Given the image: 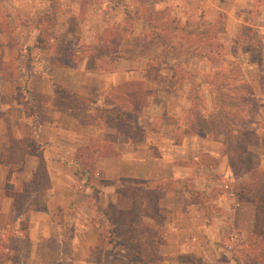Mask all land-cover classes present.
I'll return each mask as SVG.
<instances>
[{
    "label": "rangeland",
    "instance_id": "rangeland-1",
    "mask_svg": "<svg viewBox=\"0 0 264 264\" xmlns=\"http://www.w3.org/2000/svg\"><path fill=\"white\" fill-rule=\"evenodd\" d=\"M48 1L50 12L41 8L34 12L0 0V166L19 164L34 151L30 139L20 141L10 135L14 125L11 118H17L19 112L34 115L27 91L32 62L42 58L50 63L53 54L60 65L76 66L81 56L91 54L99 58V66L106 70L112 66L111 61H119L122 50L131 57L130 67L136 72L123 84L144 86L141 72L150 69L147 83L158 84L157 88H162L158 95L167 96L170 106L167 110L156 105L152 117L165 121L166 133L177 126L170 141L155 137L154 154L161 157L159 151L164 152L168 159L170 144L194 146V151L185 155L186 160L178 163L195 169L193 175L178 183L121 184L118 191L128 209L112 212L108 224L100 223L101 238L119 241L125 256L140 264H155L161 258L159 246L164 243L168 227L173 232L172 227L187 231L199 225L208 230L209 244L201 249L202 256L195 264H259L264 252V20L259 18V11H251L252 18L247 20L244 15L248 12L240 10L235 13L242 17L238 21L230 16V0H186L179 10L175 6L182 0H109L111 4L107 3L105 11L100 12L87 5L94 1L98 8L102 0H76L78 17L72 14L68 19L74 36L84 35L88 40L90 35L100 33L102 37L100 42L85 41L78 46L56 41V35L62 39L67 31L61 25L55 27L57 16L61 20L65 13L58 0ZM120 2L122 22L110 25L108 21L109 25L98 28V22L120 14L112 5ZM197 4L199 7L195 8ZM160 26L168 31L158 29ZM134 32L139 34L137 40L123 42ZM35 49L43 51V57H32ZM155 93L147 94L149 97ZM127 98L122 97L116 114L100 113L103 125L133 138L159 133L156 124L141 123L134 131L126 125L118 111L130 110ZM63 103L79 107L74 100ZM146 107L145 102L140 111ZM97 142L94 140L77 156L89 169L87 183L91 188L100 180L94 167ZM81 173L87 178L84 171ZM3 175L5 172L0 169V178ZM78 178L81 179L79 174ZM173 190L188 194L183 208L189 207L192 213L170 221L162 213L169 203L162 199ZM29 193L26 195L30 199ZM8 194L15 198L16 205L22 203L17 199L22 198V190ZM30 201L33 207H39ZM182 201L177 206H182ZM90 206H95L93 201ZM20 225H26V217ZM98 253L94 251L92 256L98 258Z\"/></svg>",
    "mask_w": 264,
    "mask_h": 264
},
{
    "label": "crops",
    "instance_id": "crops-1",
    "mask_svg": "<svg viewBox=\"0 0 264 264\" xmlns=\"http://www.w3.org/2000/svg\"><path fill=\"white\" fill-rule=\"evenodd\" d=\"M7 1L10 5L20 4L34 12L40 8L42 11L51 10V1L48 0ZM77 1L58 0L65 15L61 20L57 16L55 27L61 25L67 31L62 39L56 35V41L78 46L85 41H102L100 33L90 35L88 40H85L86 36L78 34L77 36H82L76 38L75 32L70 30L69 17L72 14L78 17ZM91 2L87 6L95 12L105 11L107 3L111 4L109 0H102L103 3L98 4L97 8L94 1ZM182 4L186 5V0H182L175 9L179 10ZM112 5L116 13L119 11L120 14L105 22H98V28L109 25L108 21L110 25L122 22L123 3ZM194 7L199 6L197 4ZM188 8L193 9L192 5ZM254 9L259 11V18L264 20V0H230V16L238 21L242 17L235 14L236 12H248L244 16L250 20V12ZM87 25L92 27V24ZM138 38L139 34L134 32L125 37L123 42ZM119 54L120 57L118 53L113 54L120 59L111 61L112 66L110 64L106 70L99 66V58L91 54L81 56L76 66L60 65L57 55L55 57L53 54L50 63H46L42 58L31 63L27 91L32 99L30 105L34 108V115L19 112L17 118H11L14 125L10 135L20 141L30 139L34 143V151L25 155L19 164L0 166L5 172L0 178V264H140L125 256L120 242L117 245L106 242L103 244L100 258L92 256V250L102 232L100 223L104 221L108 224L112 212L120 213L128 209L126 200L118 189L121 184L130 181L140 185L170 181L178 183L184 177L193 175L194 167L178 162L186 160L185 155H190L194 146L187 145L190 147L188 148L185 145L170 144L168 159L159 148L158 154H162L161 157L154 154L155 137L170 141L171 136L175 137L177 126L167 134L165 121L152 117V110L156 105L167 110L170 106L166 100L167 96L164 98L158 95L162 88H157L158 84L152 86L147 83V72L150 69L141 72L140 80L145 82L146 91L156 92L147 97L148 107L137 112L123 111L126 116L125 123L132 131L138 129L141 123H145L146 126L158 125L159 133H148L140 138H133L130 135L123 136L115 128L103 125L100 113L110 115L117 108H121L123 82L130 81L133 75H136L130 67L131 57L129 59L122 50ZM43 55V51L35 49L32 57L39 58ZM167 90L170 91L169 86ZM69 100L77 102L79 107L64 106L63 102ZM94 140L99 142L98 148L94 150V155L98 156L94 167L100 180L95 184V197L92 199V189L86 176L81 173L84 167L77 163L76 158L80 151L90 147ZM103 152H106V155ZM40 166L46 173L47 184L29 193L30 199L34 200L32 203L38 204L39 207H33L30 201L26 205L27 209L18 213L15 198L9 195L8 191L23 192L25 185L34 179V174ZM174 190L162 199L169 204H176H168V209L164 208L162 211L170 221L180 220L191 212L189 207L185 210L183 208L188 194L184 191L175 193ZM181 199L184 204L177 206ZM90 201H93L95 211L90 206ZM23 216L26 217V226L21 230L18 222ZM171 230L173 232H170L168 227L163 235L164 243L159 246L158 251L161 258L155 264H195V260L202 256L201 249L204 250L209 244L208 230L199 225L187 231L178 226L172 227Z\"/></svg>",
    "mask_w": 264,
    "mask_h": 264
},
{
    "label": "trees",
    "instance_id": "trees-1",
    "mask_svg": "<svg viewBox=\"0 0 264 264\" xmlns=\"http://www.w3.org/2000/svg\"><path fill=\"white\" fill-rule=\"evenodd\" d=\"M154 15H157V13H155ZM151 17V16H150ZM148 24H149V22H148ZM151 28H154L153 26L151 27ZM158 29H161V30H163L164 32H166V31H168V28H166V27H161L160 26V28H158ZM202 35V34H201ZM156 36V35H155ZM124 90H127V91H125V93H124ZM121 91H122V94L123 95H120L121 96V99H122V97L123 96H125V98H127V99H129V102H130V110H132V109H140L141 107L143 108L144 107V103L146 102L144 99H142V97H148V92L144 89V86H143V84H141V83H139V84H136V85H130V86H126L125 84L121 87ZM141 94V98H139L140 95ZM127 96V97H126ZM145 101V102H144ZM141 102H143V106L141 105ZM146 105V104H145ZM111 113H114V114H116L117 113V111H115V112H111ZM118 115H119V117L121 116H124L123 118H125L126 116H125V113L124 112H120V111H118ZM87 149V148H86ZM83 150H85V149H83ZM83 150H81L80 152H82ZM77 156H79V154L77 155ZM77 160V163L80 165V166H82V167H84V173L87 175V181L89 180V176H88V174H89V169L88 168H86V165H85V163H81V161L79 160V158H76ZM38 178H40L41 179V181L40 180H38ZM46 184H47V176H46V173H45V171H44V168L42 167V166H40V167H38L37 168V171L35 172V174H34V179L32 180V181H30V182H28L27 183V185H25V188H24V194H23V196H22V198L21 197H17V199L19 198V200H22V203L21 204H17V206H19L18 208H19V210H18V213H22L24 210H26L27 208H26V205L30 202V200H29V196H27L26 195V193L29 191V192H33V191H35L36 189H41V188H43V187H45L46 186ZM92 189V199H94V197H95V189L94 188H91ZM94 206H92V208H93ZM122 214V213H121ZM24 217L25 216H23L20 220H19V222H18V227H19V229H21V230H24L25 229V226L24 225H22V227H20L21 225H20V221H22V219H24ZM108 220H112V218H108ZM263 232H264V230H263ZM263 232H262V230H261V232H260V235H262L263 234ZM102 235V234H101ZM101 235H100V238L98 239V242H97V244H96V246L93 248V252L94 251H97V252H99L98 253V257H99V255H100V253H101V250H102V247H103V244L104 243H110V244H112V245H115V244H118L117 242H119V241H114V242H111V240H103V238H101ZM263 239H264V237H263ZM115 243V244H114ZM92 252V253H93ZM261 257H262V260H260L259 261V264H264V252H262V255H261Z\"/></svg>",
    "mask_w": 264,
    "mask_h": 264
}]
</instances>
